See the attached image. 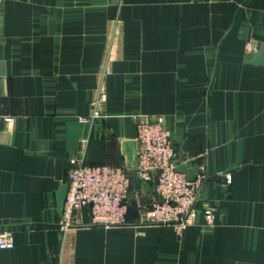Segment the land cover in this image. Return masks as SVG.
<instances>
[{"label": "crops", "instance_id": "0c3cea01", "mask_svg": "<svg viewBox=\"0 0 264 264\" xmlns=\"http://www.w3.org/2000/svg\"><path fill=\"white\" fill-rule=\"evenodd\" d=\"M261 45L264 0H4L0 264H264ZM99 93L100 118L79 121ZM139 115L164 119L177 167H204L194 224L143 223L153 186L132 175L126 226L82 208L62 229L70 160L133 172Z\"/></svg>", "mask_w": 264, "mask_h": 264}, {"label": "built area", "instance_id": "2783aa9c", "mask_svg": "<svg viewBox=\"0 0 264 264\" xmlns=\"http://www.w3.org/2000/svg\"><path fill=\"white\" fill-rule=\"evenodd\" d=\"M4 0H0V9ZM105 96L98 94L90 101L91 114L79 121L92 124L100 118L99 105ZM10 122V117L0 114V122ZM136 157L133 172L124 166L108 164H72L68 170L67 192L60 212V226L66 230L73 226L75 213L88 208L91 224L103 228L126 226L131 176L134 175L153 186L154 200L145 210L142 222L150 225H171L176 233L193 225L196 218L195 203L206 180L204 167L199 166L194 178L176 170L175 147L162 117L150 118L139 115L135 118ZM88 139L83 140L87 145ZM229 183V178H227ZM206 223L211 225L216 218L211 206L203 210ZM14 246L13 230L0 229V250Z\"/></svg>", "mask_w": 264, "mask_h": 264}, {"label": "water", "instance_id": "95a60500", "mask_svg": "<svg viewBox=\"0 0 264 264\" xmlns=\"http://www.w3.org/2000/svg\"><path fill=\"white\" fill-rule=\"evenodd\" d=\"M249 64L252 65H258V66H263L264 67V45L260 46L259 52H257L248 62ZM130 150V157L134 161L136 157V150H135V144L134 143H127L126 144ZM176 170L181 173H185L187 175V178L189 180H192L194 178V172L187 169L185 166H180L177 167ZM67 192V185H63L60 191L57 194V203H58V209L61 212L63 208V203L65 200V195Z\"/></svg>", "mask_w": 264, "mask_h": 264}, {"label": "trees", "instance_id": "16d2710c", "mask_svg": "<svg viewBox=\"0 0 264 264\" xmlns=\"http://www.w3.org/2000/svg\"><path fill=\"white\" fill-rule=\"evenodd\" d=\"M128 208H129V206H128Z\"/></svg>", "mask_w": 264, "mask_h": 264}]
</instances>
